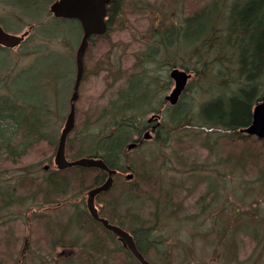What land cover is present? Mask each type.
<instances>
[{"label": "trees", "instance_id": "trees-1", "mask_svg": "<svg viewBox=\"0 0 264 264\" xmlns=\"http://www.w3.org/2000/svg\"><path fill=\"white\" fill-rule=\"evenodd\" d=\"M107 10V32L97 38L111 42L108 35L116 16L124 10L122 0L112 1ZM25 12L32 17L29 21L34 22L32 11ZM0 25L5 27V21L0 19ZM78 28L80 29L79 26ZM161 28L150 33L151 37L144 43L145 48L134 53L133 69L125 79L121 82L115 80L111 87L96 96L89 108L79 109L76 105V126L68 137L66 154L73 157H100L110 169L118 172L127 171L129 164L131 165L134 178L121 182L123 199L120 210H124L125 205L138 209L136 206L139 204L143 216L131 214L130 217H114L106 211V207L104 213L112 224L127 229L134 236L138 250L144 255L146 252L143 244L159 247L164 249L165 255L159 256L158 262L173 264L168 255L169 251H166L167 244H164L163 239H155L153 234L156 233L152 230L158 223H179L178 217L182 214L184 219L181 223H196V227L197 223H216L225 231L223 234L230 235V240L225 242L229 247L225 258L232 261L234 257L237 259V255L233 253L237 229L230 230L234 226L229 227L230 220L226 222L228 225H220L217 214L214 221L210 214L217 212L223 204L230 209L232 223H240L242 220L247 221L245 223L253 222L256 227L260 226L258 219L243 218V212L234 202L226 203L225 199L221 201L217 190L224 183L233 184L235 178L229 169L236 172L241 170L245 174L249 167L258 172V178L253 183L258 182L260 191L264 190V168L258 167L264 164V155L257 151L264 150V139L242 132L252 122L256 103L264 99V0H213L195 11L194 15L184 18L182 24L172 23ZM89 52L85 55L86 60H89ZM89 64L84 79L99 76L103 70L106 72L101 60L90 57ZM167 64L169 67L193 70L197 76L198 91L208 86L217 93L203 101L187 99L186 91L193 84L189 82L179 102L175 106H169L164 99V92L170 88L171 79L160 76L162 66L166 68ZM33 72V68L19 71L18 80L12 84L15 96L0 97V155L5 150L9 157L6 162L11 161L14 166L10 169L0 166V223L4 225L13 221H26L29 216L30 222L42 220L44 223H51L45 225L46 228L43 226L40 234L50 247L49 252L53 254L59 250L58 256L61 259L57 260L53 256V264H106L109 258V239L114 238L115 245L119 246L115 235L109 232L98 233L99 228H104L90 217L86 206H80L78 214L65 218V206L59 205L62 204L59 197L67 196L69 190L75 188L72 184L85 191L104 182L106 172L97 168L81 167L45 171L42 167L44 161L41 159L37 161V165L24 162L34 147L45 145L53 151L56 150L58 140L51 133L55 131L54 128L59 129L70 108V100L67 99L70 91L66 84L60 86L59 71L48 70V74L40 75L39 79L30 83L29 75ZM25 80L27 84H21ZM25 89L30 90L27 96L24 95ZM64 95L66 99L63 98ZM149 98L159 103L151 111ZM151 113L160 115V121L162 119L166 126L159 127L156 132V144L162 145V149L157 152L159 148H155L153 151L154 157L148 164L152 167V171L148 173L151 178H146L142 173L147 164L142 162L138 167L134 166L126 152V145L138 142L136 138L145 130L146 116ZM12 129L14 133L22 134L17 146L11 143L14 134ZM188 138L202 140L201 145L216 156L219 162L216 167L207 172L202 169V165L195 162L188 166L180 164L177 169H170L167 174L162 173L161 169L156 171V161L173 162L170 153L175 155V152L170 147L174 148L177 144L182 146L188 143ZM237 143L259 144L260 148L253 150L240 147L242 150L238 152ZM75 144L80 149L77 150ZM165 147L170 149V153H166ZM224 148L226 154L222 157ZM50 159L51 157L45 162ZM225 166L227 169H223ZM180 176L186 177L177 178ZM244 180L242 178V183ZM148 185L152 186L151 191L146 189ZM186 185L191 186L190 188L200 185L207 189L198 196H195L196 193H188L184 198L179 193L174 195L176 190L187 188ZM16 190H20V193L17 194ZM103 195L106 193L101 194ZM238 201L245 202V198L238 196L235 203ZM182 202L187 206L185 209L181 206ZM45 204L56 207L49 213L34 211L29 215L31 208L39 210ZM14 207L18 209L17 212ZM191 209L198 217L195 220L191 217L192 213H189ZM146 214L148 217H144ZM139 228L151 231L152 234L144 239L138 235ZM247 228L246 224L245 229ZM253 229L252 226L250 233H247L251 234ZM32 231L33 226L28 230L30 240L33 239ZM217 232L215 245L211 247L209 255L210 261L219 260L221 251L226 252L221 245L222 232L220 229ZM210 233L206 232L205 237ZM200 239L201 243L206 244L203 238ZM7 245L5 242V246ZM121 250L132 256L127 250ZM18 255H21L20 249ZM17 256L10 264H16ZM2 259L0 264H8ZM28 259L26 258L25 264H34L33 258H30L29 263ZM198 264H204L203 259Z\"/></svg>", "mask_w": 264, "mask_h": 264}, {"label": "rangeland", "instance_id": "rangeland-1", "mask_svg": "<svg viewBox=\"0 0 264 264\" xmlns=\"http://www.w3.org/2000/svg\"><path fill=\"white\" fill-rule=\"evenodd\" d=\"M52 1L53 0H0V19L5 21V24L8 27L15 28L14 30H10L5 25L4 28H6L8 32L12 31V33L21 35V33L25 32L30 25L33 26L31 35L28 38L29 41L25 46L17 49H0V97L8 95L13 98L15 95L12 90V84L18 80V71L25 68H33L34 72L29 75L30 83H34L33 80L39 79L40 75L48 74V70L50 72L59 71L61 77L63 76L59 79L60 86L63 87L64 84L68 86L70 93L69 91L67 92L69 93L67 99L70 100L69 96L72 92L73 80L75 77V53L81 40V32L74 21L71 23L72 21L69 20L67 23H64L61 19L52 18V16H50L49 7L52 4ZM212 1L213 0H124V10L116 16L108 35L111 42L98 38L92 40L90 52L88 53L89 60L90 57H94L96 60L103 61V67L106 69V72L103 70L101 75L89 78L88 83L81 84L80 98L76 104L77 107L79 109L89 108L94 102L96 96L103 93L104 89L111 87L115 80L121 82L125 79V76H127L133 69L132 64L134 53L145 48L144 43H146L148 37H151L150 33H154L158 28L167 27L172 23H177L178 25L182 24L184 18L194 15L195 11H199V9H202ZM135 4H139V6L135 7ZM25 11H32V16L35 19L34 22L31 20L29 21V18L31 19L32 17L27 15ZM109 48L110 50L108 51ZM190 65H192V63ZM163 66L160 76L169 77V72L173 66L169 67V64H167L166 68H163ZM189 72L192 74L190 82L193 84L191 89L186 91L185 97H187V99L192 98L196 101H203L211 98L212 95L217 93L214 88L212 89L208 86L198 91L197 76L193 70ZM26 82L27 81L25 80L21 84H27ZM216 82L219 81L217 80ZM172 85L173 83L171 81L170 88L164 92V96L170 92ZM64 89L68 90L67 88ZM42 92L44 91L42 90ZM27 94H30L29 89H25L24 95L27 96ZM42 95H44V93ZM63 98L66 99L65 95ZM156 103L157 104L155 105L159 106V103ZM149 116H151V114ZM65 121L66 116L59 129L54 128L55 131L53 130L51 133L56 136L57 140H59ZM12 132L14 133V129H12ZM21 139L22 134H13L12 140L14 143L19 144ZM201 139H203V136H201ZM201 141L192 138L189 139L188 143L182 146H178L177 144L174 148L170 147L172 148V151L175 152V155L170 153V149L165 147L164 150L166 153H170L173 157V162L168 159L167 162L157 160L156 171L161 169L162 173L167 174L170 169L175 170L180 164L188 166L197 162L198 165H202L203 170L209 172L210 169L215 168V165L219 162L216 156H213L210 153V149L207 150L201 145ZM156 143V140H149L142 147L143 149L131 153L130 158L132 159V164L134 166L137 165L138 167L144 162L148 166L152 157H154L153 151H155V148H159L157 152L162 149V145ZM236 147L238 148V152H240L243 147L256 150V147H259V144L237 143ZM240 147H242V149ZM56 150L53 151L51 147H46L45 145L34 147L30 150L29 155L26 156L24 162L37 165V161L41 159L44 161V164H48V162L45 161L50 157H53ZM257 151H260L264 155V150L257 149ZM225 152L224 148L222 157L226 154ZM2 153L3 154L0 155V166L4 165V167L9 169L14 168L11 161L6 162V159L9 158L6 151L4 150ZM175 156L176 158L179 157V159H176ZM263 165L258 167L263 169ZM129 166L131 167L130 164ZM225 168L227 169L226 166L223 169ZM229 171L231 172L232 177L235 178L234 182L236 183L233 182L232 184L231 182L229 185H225L224 183L220 189L217 190L218 197L221 198V201L225 199L226 203L228 201L234 202L235 206L243 212V218L248 220L258 219L257 223H260L261 227H256L253 225V222L245 223L247 221L243 222L242 220L238 223L240 229H237L235 235V251L233 252L234 255H237V259L234 257L232 261H228L225 258V255L228 252L229 247L228 243L225 242L229 241L230 239L228 238L231 237L226 233L223 234L225 231L220 228L219 225H216V223H197L196 227V223H181L184 219L182 214L178 217V221H180L179 223L175 221L158 223V226L152 230L153 233H156L153 234V237L155 239H163L162 241L164 244H167L169 250L168 255L172 259L176 258V261H174L173 264H198L202 259L204 264H264V190L260 191L258 182L253 183L258 178V172L252 167H249L245 174H243L241 170L236 172L229 169ZM131 172L134 173L132 167ZM12 174H10V176ZM185 177L186 176H180L177 178L185 179ZM242 178L245 179L243 183ZM123 179L124 178L121 175L115 178L112 190L106 193V195H103L104 197L100 196L96 199L97 206L98 204H101V206L103 205V207H106L107 202H114L115 195L123 191V189H121V182ZM186 186L187 188H182L178 191L182 198L188 195V189L191 187L189 185ZM151 187L152 186L150 185L146 189L151 191ZM90 189L82 191L75 186V188L72 187L69 190L67 196L63 195L62 197H59V201L62 203L59 205L65 206L64 209L66 214H64V216H67L65 218L78 214L80 206H86V194ZM16 193L19 194L20 190H16ZM201 193L202 191L197 190L195 196H198ZM236 194L238 195L236 196ZM238 196L245 198V202L238 201L235 203ZM40 199L41 196L39 195V200ZM181 206L184 209L187 207L184 202H182ZM53 207H56V205L52 206L45 204L44 207L39 210L37 208H31L28 213L29 215L30 213H34V211H38L39 213H49ZM17 210L18 209L14 207V211L17 212ZM189 213H192L191 217L193 220L198 218L193 209H191ZM216 214L217 219L221 222L220 225L227 224L226 222L229 220L231 223L229 224V227L237 224L232 223L233 219L230 209L229 207H224L223 204L217 212L214 211L210 214L213 217V221L216 220ZM144 217H148V214ZM26 221H13L12 223L4 225L3 223H0V251L2 253L0 259L3 258L2 260H6V263L10 264L12 262L11 260L18 255L19 249L21 253L26 237L29 242L27 253L25 255L26 258H29L28 263L30 258L34 259V264H53L51 261L53 256H56L57 260H59V258L61 259V257L58 256L59 250L56 252L54 251V255L49 252L50 247L43 241L40 234L42 227L44 226V228H46L45 225H51V223L47 224L42 220L30 222V216ZM246 224L248 226L247 229H245ZM31 226H33L32 238L35 239V242H32L33 239L30 240L28 234V230ZM252 226L254 229L251 234H249ZM219 229L222 232L221 235L223 242L221 245L226 252L221 251L219 260L210 261L209 255L211 254V247L215 245L214 243ZM235 229L236 228L232 226L230 230L234 231ZM206 232L211 233L209 236L205 237ZM200 238H203L207 245L201 243ZM5 242L6 244L8 243V249H3ZM107 246L109 258L107 259L106 264H128L126 253L121 250L120 246H118L121 250L119 252L116 251L114 245L107 243ZM25 257L23 260H20L21 255H18L16 264H25ZM158 258L159 256H156L155 260L153 259L151 263L160 264Z\"/></svg>", "mask_w": 264, "mask_h": 264}, {"label": "water", "instance_id": "water-1", "mask_svg": "<svg viewBox=\"0 0 264 264\" xmlns=\"http://www.w3.org/2000/svg\"><path fill=\"white\" fill-rule=\"evenodd\" d=\"M107 2L108 0H102L101 7L104 8ZM95 10L96 7L93 3V0H59L58 2L52 4L50 7V11L56 17L79 18L84 30V35L76 53V77L73 87V93L70 98V111L67 115L64 128L59 138L55 161L59 169H65L72 166H82L88 168H99L108 173L107 180L102 185L88 191L86 200L88 211L91 213L94 219L101 221L108 230L118 236V240L123 244L125 248L131 251V253L136 257V259L139 260L141 264H150L139 252L132 236L128 232L124 231L116 225L109 224L107 220L99 218L98 211L95 206V198L100 193L108 191L112 187L113 176L116 174V170L110 169L103 160L83 158L77 161L70 162L66 159L65 155L67 137L69 133L75 128L76 123V102L79 98L80 84L84 75V55L88 45V39L94 33L103 34L106 29V25L101 20L99 22L98 19H89L87 17V15L90 16L94 14ZM79 12H84L86 16H76ZM27 34L28 33L26 32L20 36L14 35L6 32L0 26V44L7 48L16 47L23 41L24 37ZM169 76L173 80L174 86L171 89L170 93L165 96V100L170 105H176L179 102L184 90L186 89L191 75L179 68H173ZM242 132L252 136H256L259 139H264V99L256 103L253 109L252 122L247 128L243 129ZM145 137L150 138V134H146ZM135 146L136 144H131L130 148ZM130 178H132V175H127L126 179ZM27 248L28 239L26 238L23 255L25 254Z\"/></svg>", "mask_w": 264, "mask_h": 264}, {"label": "bare ground", "instance_id": "bare-ground-1", "mask_svg": "<svg viewBox=\"0 0 264 264\" xmlns=\"http://www.w3.org/2000/svg\"><path fill=\"white\" fill-rule=\"evenodd\" d=\"M124 0H122V2H123ZM121 6H122V4H121ZM138 7L139 6V4H135V7ZM91 47V46H90ZM175 56L176 57H178L177 56V54H175ZM84 65L85 66H89L90 64H89V60H86L85 58H84ZM185 72H187L188 74H190V75H192L191 74V72H189V71H187V70H184ZM19 72V71H18ZM63 77V76H62ZM75 77H76V58H75ZM75 77H74V80H73V86H72V92H71V95H72V93H73V87H74V82H75ZM170 78V77H169ZM190 80V79H189ZM89 82V80H87V79H84V80H82V83L83 84H85V83H88ZM189 82V81H188ZM81 83V84H82ZM81 86V85H80ZM151 101V103H150V108H149V111H151L152 109H155L156 108V105L155 104H157L153 99H151V98H149V102ZM155 103V104H154ZM150 115V114H149ZM149 115H147L146 116V119H145V124H146V127H145V130L143 131V133L141 134V136L140 137H137L136 138V140L138 139V142H131V143H129V144H127L126 145V152L130 155L131 153H133V152H138V151H140L141 149H143L142 147L145 145V143H147L148 142V139H150L151 138V136H154L155 137V135H156V132H157V130H158V128L159 127H161V128H164L166 125H165V123L164 122H162L163 120L161 119V121L160 120H156L154 117H152V116H149ZM151 115H157V114H152L151 113ZM143 117V116H142ZM152 123H154V125L152 124ZM75 129V128H74ZM73 129V130H74ZM62 130H63V128H62ZM62 130H61V133H62ZM73 130L69 133V135H68V137L72 134V132H73ZM150 134V138H146L145 137V135L146 134ZM68 137H67V140H68ZM156 139V138H155ZM11 143H14L13 142V140L11 141ZM58 143H59V140H58V142H57V148H58ZM131 144H136V146L135 147H132V148H130V145ZM18 144H16L15 143V146H17ZM76 145V144H75ZM76 149L78 150V149H80V147H79V145H76ZM55 157H56V153H55V155L53 156V157H51V159H50V161L48 162V164H44V166H43V170H45V171H48L49 169H55V170H57V171H64V170H66V169H70V168H74V167H81V168H88V167H82V166H72V167H69V168H65V169H59V167L57 166V164H56V161H55ZM83 158H89V159H95V160H103V159H101L100 157H92V156H82V157H73L72 155H68V154H66V159L68 160V161H70V162H73V161H77V160H80V159H83ZM91 168H94V167H91ZM97 169H99V168H97ZM101 170V169H100ZM152 171V167L151 166H147V167H145L144 168V173H142V175H143V177H146V178H151V175H149L148 173H150ZM106 172V171H105ZM147 173V174H146ZM106 174H107V177H108V173L106 172ZM118 176H123V180L124 181H131L133 178H134V176H133V172H131V167L129 166L128 168H127V171H124V172H119L118 174H117ZM127 175H132V178H130V179H126V177H127ZM107 177H106V179H105V181L107 180ZM115 178H116V175L115 176H113V184H114V180H115ZM104 181V182H105ZM104 182H102V183H100L99 185H96L95 187H98V186H100V185H102ZM113 184H112V186H113ZM75 184H72L71 186H74ZM76 186V185H75ZM95 187H93V188H95ZM93 188H91V189H93ZM90 189V190H91ZM112 189V187L108 190V191H105V192H102V193H100L97 197H100L101 196V194H103V193H107V192H109L110 190ZM206 189L207 188H205V187H201L200 186V188H199V186H195V187H193V188H190L189 189V193H197V190H200V191H202V193H204V192H206ZM123 192V191H122ZM122 192H119V193H117L116 195H115V198H114V202L112 203V202H107V204H106V211L107 212H109L111 215H113L114 217H120V216H131V214H135V215H137V216H143V212H142V210H141V208H140V205L139 204H137V208L138 209H136V208H133V207H131L130 208V206L129 205H125L124 206V210H120L121 208V204H122V199H123V193ZM178 194V190H176L175 192H174V195H177ZM86 196H87V194H86ZM104 197V196H103ZM118 202V203H117ZM117 203V204H116ZM99 205V207L98 208H96L97 209V211H98V215H99V218H101V219H104V220H107V222L109 223V224H112L113 222H111L110 221V218L108 217V215L106 214V213H104V207H103V205L101 206V204H98ZM117 205V206H116ZM115 207H117V208H115ZM127 209V210H126ZM86 210H87V212H88V214L90 215V217L93 219V220H95L96 222H98V223H100L101 225H102V228H104L103 230L101 229V228H99L98 229V233H100V232H102V233H106V232H109V233H112L110 230H108L103 224H102V222L101 221H99V220H96V219H94L93 218V216L91 215V213L88 211V208H87V206H86ZM135 223H138V222H135ZM139 223H141V222H139ZM142 223H144V222H142ZM112 225H116V224H112ZM116 226H118V225H116ZM234 227L236 228V229H240V226H239V224L237 223V224H235L234 225ZM127 230V229H126ZM128 231V230H127ZM137 232H138V235L140 236V237H143L144 239H147L148 237H149V235L150 234H152V232L151 231H148V230H146V229H141V228H139V229H137ZM113 235H115L114 233H113ZM115 238H116V241L119 243V246L122 248V249H125V250H127L132 256H129V255H126V260L128 261V264H141L140 262H139V260L138 259H136V257L131 253V251L129 250V249H127V248H125L124 246H123V244L118 240V237L115 235ZM133 238H134V236H133ZM135 239V238H134ZM221 240H222V238H221ZM136 242V241H135ZM109 243L110 244H112V245H114L115 247H116V251H121L120 250V248L118 247V245H115V243H114V238H110L109 239ZM151 243V242H150ZM143 246H144V248H145V252H146V255H144L141 251H139L142 255H143V257L145 258V260L147 261V262H149V263H151L152 261H153V259L155 260V257L156 256H161V255H163L164 254V249H162V248H156V247H153V246H149V245H147V244H143ZM4 249H8V247L7 246H4ZM166 251H169L168 250V248H166ZM22 252H23V249H22V251H21V254H22ZM165 255V254H164ZM163 257V256H162ZM17 258H18V256H17ZM183 259V258H182ZM174 261H176V258H171V262L173 263ZM137 262V263H136Z\"/></svg>", "mask_w": 264, "mask_h": 264}, {"label": "flooded vegetation", "instance_id": "flooded-vegetation-1", "mask_svg": "<svg viewBox=\"0 0 264 264\" xmlns=\"http://www.w3.org/2000/svg\"><path fill=\"white\" fill-rule=\"evenodd\" d=\"M59 0H53L52 1V3L53 2H58ZM112 1H115V0H108V2L106 3V5L104 6V8L103 7H101L102 5V0H93V3H94V5H95V7H96V10H95V12H94V14H92V15H87V17L89 18V19H98L99 20V22H100V20L106 25V29H105V32L103 33V34H96V33H94V34H92L90 37H89V39H88V42H89V46H88V48L86 49V53L88 52V51H90V46H91V43H92V40H94V39H96L97 37H99V36H102V35H104L106 32H107V29H108V21H109V16H108V8H109V6H110V4H111V2ZM50 13V12H49ZM50 16H52V18H56V17H54L51 13H50ZM76 16H78V17H85L86 16V14L84 13V12H79V13H77V15ZM57 19H61V20H63V21H65V20H74L75 19V22L78 24V26L80 27V30H81V33H82V35H83V27H82V23H81V21L79 20V18L77 19V17H72V18H64V17H60V18H57ZM32 30H33V26H29L28 27V29L25 31V32H29L28 33V35L24 38V40H23V42L21 43V44H19L18 46H16V47H14V48H12V49H17V48H21L22 46H25V44L26 43H28V38L30 37V35H31V32H32ZM24 33V32H23ZM23 33H21V34H23ZM81 38H82V36H81ZM94 38V39H93ZM89 49V50H88ZM86 53H85V55H86ZM84 67H85V69H84V77H85V72H86V68H87V66H85L84 65ZM84 77H83V79H84ZM153 125H154V123H152ZM149 140H155V137L154 136H151V138L150 139H148V141Z\"/></svg>", "mask_w": 264, "mask_h": 264}]
</instances>
